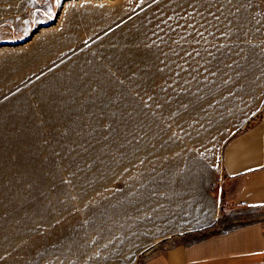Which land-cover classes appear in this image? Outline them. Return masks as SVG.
I'll use <instances>...</instances> for the list:
<instances>
[{"label": "rangeland", "instance_id": "374dc122", "mask_svg": "<svg viewBox=\"0 0 264 264\" xmlns=\"http://www.w3.org/2000/svg\"><path fill=\"white\" fill-rule=\"evenodd\" d=\"M183 7L0 0V264H141L251 219L221 156L264 100H225L176 55Z\"/></svg>", "mask_w": 264, "mask_h": 264}, {"label": "crops", "instance_id": "0c3cea01", "mask_svg": "<svg viewBox=\"0 0 264 264\" xmlns=\"http://www.w3.org/2000/svg\"><path fill=\"white\" fill-rule=\"evenodd\" d=\"M179 1L193 9L194 38L191 51L182 44L176 55L193 56L197 73L208 70L211 89L224 82L215 94L225 100H264V0ZM221 172L225 202L251 219L168 240L141 264H264V104L226 141Z\"/></svg>", "mask_w": 264, "mask_h": 264}, {"label": "water", "instance_id": "95a60500", "mask_svg": "<svg viewBox=\"0 0 264 264\" xmlns=\"http://www.w3.org/2000/svg\"><path fill=\"white\" fill-rule=\"evenodd\" d=\"M169 237H171V236H169ZM169 237H166V238H163L162 240H160L159 242H161V241H163V240H166V239H168ZM154 246H156V245H154ZM154 246H151L148 250H151V249H153L154 248Z\"/></svg>", "mask_w": 264, "mask_h": 264}]
</instances>
